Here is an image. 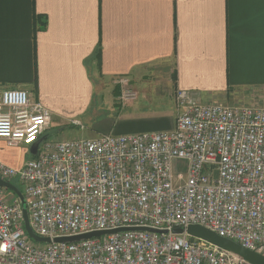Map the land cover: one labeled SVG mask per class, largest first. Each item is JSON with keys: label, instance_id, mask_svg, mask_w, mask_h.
Instances as JSON below:
<instances>
[{"label": "built area", "instance_id": "1", "mask_svg": "<svg viewBox=\"0 0 264 264\" xmlns=\"http://www.w3.org/2000/svg\"><path fill=\"white\" fill-rule=\"evenodd\" d=\"M115 85L120 105L136 99L127 78ZM174 98L170 131L47 142L50 111L25 90L0 89V141L33 147L19 168L0 161V178L19 180L32 232L49 239L29 238L19 199L0 187V264H249L190 238V225L264 257V107L201 103L184 90ZM141 227L166 233L54 241Z\"/></svg>", "mask_w": 264, "mask_h": 264}, {"label": "crops", "instance_id": "2", "mask_svg": "<svg viewBox=\"0 0 264 264\" xmlns=\"http://www.w3.org/2000/svg\"><path fill=\"white\" fill-rule=\"evenodd\" d=\"M118 77L136 93L123 105ZM0 89L50 125L119 109L89 138L172 130L177 90L264 107V0H0Z\"/></svg>", "mask_w": 264, "mask_h": 264}, {"label": "water", "instance_id": "3", "mask_svg": "<svg viewBox=\"0 0 264 264\" xmlns=\"http://www.w3.org/2000/svg\"><path fill=\"white\" fill-rule=\"evenodd\" d=\"M30 152L33 154V147L31 148ZM0 187L8 189L12 191L17 198L19 199L21 206H22V213H23V222H24V229L33 241L35 242H41V243H46L49 242L48 238H41L36 236L30 226H29V221H28V216H27V211L25 209V200L24 197L21 193V191L16 188L14 185H12L10 182L5 181L0 178ZM127 230H141V231H147V232H152V233H166L165 230H156L152 228H147V227H141V228H118L115 230H109V231H99V232H91L87 234H82L78 236H72V237H60V238H55L54 241L56 242H77L80 240L92 238V237H99L104 234H111V233H116L120 231H127ZM172 233L174 234H183L184 231L182 229H173ZM185 234L189 236L190 238H194L197 240H202L206 242L207 244H210L211 246H214L215 248H218L220 250H223L229 254H232L233 256L249 263V264H264V257L261 255L252 252L250 250H247L238 244H236L233 241L224 239L222 237H219L215 233L211 232L210 230H207L199 225H190L187 227L185 230Z\"/></svg>", "mask_w": 264, "mask_h": 264}, {"label": "rangeland", "instance_id": "4", "mask_svg": "<svg viewBox=\"0 0 264 264\" xmlns=\"http://www.w3.org/2000/svg\"><path fill=\"white\" fill-rule=\"evenodd\" d=\"M99 98H94L93 100V106H96L99 104ZM108 102L105 100V103ZM243 101L239 100L238 102H234L233 104H243L241 103ZM108 109L106 106H103L102 108V114L100 116H91L89 114L79 117L81 124L83 125V129H80L79 127L72 126L68 123H66L63 119H61V123H57L54 118L53 122L51 123L49 129L46 131L44 136L46 137L47 142H54L58 140H67V139H89L91 136H96V134H99L103 132L104 125L107 122V116L111 115L112 120H115L119 109L115 113H109L107 111ZM59 121V122H60ZM30 151V149H29ZM30 158V153L26 152L25 154H22L21 151L15 150V152H11L10 149L6 148L1 142H0V161L6 163L9 166H12L14 168H19L20 163L24 162L25 160ZM183 165L179 161L173 162V170L174 172H184V168H182ZM8 182H10L12 185H14L16 188H18L21 193H24V189L22 184L19 182L17 178H11L7 179ZM14 193L10 190H6V198L13 197Z\"/></svg>", "mask_w": 264, "mask_h": 264}]
</instances>
